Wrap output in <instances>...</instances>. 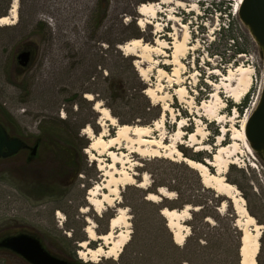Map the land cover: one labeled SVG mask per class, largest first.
I'll list each match as a JSON object with an SVG mask.
<instances>
[{"label": "rangeland", "instance_id": "rangeland-1", "mask_svg": "<svg viewBox=\"0 0 264 264\" xmlns=\"http://www.w3.org/2000/svg\"><path fill=\"white\" fill-rule=\"evenodd\" d=\"M172 1L160 7L162 12L150 20V25L141 28L143 18L138 8L159 5V0H17L16 24L0 27V123L12 137L32 147L39 144L40 149L37 156L24 154L0 162V242L9 234L25 232L38 239L49 253L73 264H120L121 255L116 260L114 256L101 258L97 263L81 259L80 237L88 240L87 221L91 219L96 232L103 235L110 231L109 217L124 209L114 236L131 231V239L136 220L140 232L149 229L154 221L153 207L142 204V198L157 204L148 196L154 181L162 178L180 190L182 200L210 205L214 194L227 204L221 212L223 204L217 207L219 221H204L201 215L192 218L190 211V219L182 223L189 235L190 223L206 235L214 228L224 234L232 228L240 231L238 220L243 226L248 223L246 217L237 215L230 199L212 194L196 170L172 161L165 149L145 157L131 154L132 163L127 168L134 185L122 187L115 206L97 215L86 200L87 193L104 178L99 171L101 164L86 153L91 140L85 135L88 127L96 134L101 131L100 114L94 110L96 102H101L121 125L153 127L162 121L161 127L153 129L152 137L172 144L180 133L182 144L178 148L183 156L202 159L204 165L207 155L220 145L226 146V155H234L237 162L226 176L238 191L237 207L245 202L246 208L258 216L259 220L249 213L256 223L264 226V161L258 155L257 161L252 159L239 136L258 105L264 80L260 49L238 18V11L235 13L244 0ZM13 2L0 0V11L5 7L9 11ZM170 11L177 22L169 20ZM230 23H234V35L249 40V53L226 64L233 48L228 47L222 58L211 54L225 53L227 33L223 30ZM134 39L151 46L147 57L119 49ZM239 48L246 49L243 38ZM27 50L32 51L31 60L22 67L18 56ZM137 75L144 82V96L137 91L141 87ZM108 76L110 81L106 80ZM120 86L125 87V93L116 98L112 89ZM87 94L93 95L95 102L88 101ZM148 103L161 109L155 120L156 113L148 111ZM115 131L109 127L110 135ZM195 132L200 151L189 147L190 134ZM58 148L72 152L74 165H62L65 157L59 156ZM98 158L109 163L105 156ZM10 165H32L37 175H29L27 170L22 177L14 176ZM209 168L214 174V168ZM159 189L155 195L161 200ZM165 189L169 199L177 198L176 192ZM100 244L89 246L94 249ZM258 256L257 264H264V239ZM221 257L225 259V252L202 261L216 264ZM0 264L29 263L0 248Z\"/></svg>", "mask_w": 264, "mask_h": 264}, {"label": "bare ground", "instance_id": "bare-ground-1", "mask_svg": "<svg viewBox=\"0 0 264 264\" xmlns=\"http://www.w3.org/2000/svg\"><path fill=\"white\" fill-rule=\"evenodd\" d=\"M159 2V5L156 3H150L143 4L138 8L137 12L143 18L139 23L141 28H144L147 24L150 25V20L155 19L157 15L162 12L160 9L162 5H168L173 1L159 0ZM176 3L177 5L182 6L180 1H177ZM240 4L241 2H239L237 11ZM17 19L18 2L17 0H14L8 16L0 17V27L15 25ZM169 20L175 22L178 21L177 16H175L173 11L169 12ZM176 47H179L178 43ZM119 48L121 51L130 53L133 56L145 58L147 57L148 50L151 49V46L142 44L141 39H134L122 46H119ZM137 70L140 72V68L138 66ZM160 73L164 72L160 70ZM224 79L226 82L229 81V78ZM146 94L151 97L149 91H147ZM85 98L90 102H95V98L91 94H87ZM94 110L100 114L98 125L101 127V131L96 134L92 127H88L85 130V135H87L91 140V144L86 150V153H90L92 160L101 164L99 166V171L104 179L101 183L97 184L88 191L86 200L97 215L101 216L107 208L115 206L122 187L126 185H134V177L131 173H129V169L127 168V165L132 163L129 158L131 154H137L141 157H145L150 153L156 154L160 150L165 149L166 152H169V158H171L172 161L183 162L192 169L196 170L200 174L202 183L206 188L213 190L217 196H224L230 199L235 205L237 215L239 217L244 216L247 218L248 223L246 225L243 226V224L240 223V220H238L236 224L243 236L242 264H257L256 257L260 250L259 239L264 226H260L256 223L255 219L246 209L243 199L240 200L244 202H242V207L240 209L237 207L236 198L238 191L235 190L234 186L229 184L226 180L230 166L237 165V162L233 159L235 157L234 155H226L228 152L226 146L220 145L217 151L212 153V158L206 159V161L210 163L211 167L214 168V174H212L202 163L183 156L182 152L178 148V146L182 144V135L180 133H177V136L173 139L172 144H166L162 140H157L152 137L153 129H157L159 126L161 127L162 121L155 123L156 127L125 124L121 125L118 124L117 119L102 105L101 102L95 103ZM246 121L243 124V129L239 131V136L245 144V149L248 152V155L257 161V156L250 148L245 134ZM109 127L116 129L115 134L110 135ZM189 143L190 148H197L196 151L202 150L201 147L198 148V145L200 144L198 142L197 132L190 134ZM239 155L240 154H238V156ZM102 156L107 157L109 163H107L105 159L98 158ZM143 185H141V187H143ZM159 194L161 196L164 195L165 197H168L166 189L164 188L159 189ZM148 200L154 203L160 202V199L154 194H149ZM226 207L227 204L223 203L220 212ZM192 210L197 211L199 208H192L188 205L181 211H171L168 209L163 211L168 227L173 233L174 241L178 245H183L189 235V233L185 231L182 223L185 219H190L189 215L191 214L189 213ZM124 211V209L118 210L117 215L109 222L110 231L103 235H99L96 232L94 222L91 221V219H88V226L85 229L88 240L80 243L81 248H83L79 251L81 259L85 261L88 259L89 261L97 263L101 258L107 259L114 256V259L116 260L121 255L123 248L128 244L131 237V231H128L123 235L114 236V230L119 228L120 215ZM83 212L87 213L88 209L84 208ZM59 214L60 213H58V215ZM116 238L120 239L116 240ZM93 242H101V244L92 249L89 244Z\"/></svg>", "mask_w": 264, "mask_h": 264}, {"label": "trees", "instance_id": "trees-1", "mask_svg": "<svg viewBox=\"0 0 264 264\" xmlns=\"http://www.w3.org/2000/svg\"><path fill=\"white\" fill-rule=\"evenodd\" d=\"M8 7H5L4 11H0V16H7ZM233 26L234 23H230L227 30H223V32L227 33L225 36L226 40V51L225 53H212L211 55L222 56L225 57L227 51H229L228 47L233 49V55L230 60L225 63H231L237 59L238 55L249 53V40L241 35L240 39L236 35L233 34ZM244 39L246 49H240V40ZM132 65V64H131ZM137 81L139 82L140 89H137L141 95L145 94L146 88L142 79L137 75ZM107 81H110L111 78L108 76L106 78ZM114 92V96L116 98L122 96L125 93V87L120 86L119 88L112 89ZM144 96V95H143ZM148 100V98H146ZM150 102V101H148ZM148 111L155 112L156 115L152 120L157 119L160 116L161 109L157 107L151 106V103H148ZM245 104V103H244ZM66 123V121H61ZM59 156L65 157L62 160V165H74L72 159V152L58 148ZM52 154V152H51ZM18 157V156H17ZM209 159L212 158L211 155H207ZM189 158L203 162L202 159H195V157L190 156ZM3 160H0L2 162ZM25 161V159H24ZM27 161V160H26ZM28 162V161H27ZM43 162V161H42ZM44 163V162H43ZM204 163V162H203ZM65 174V173H64ZM40 179V177H37ZM175 181V180H173ZM45 183V182H44ZM240 189V185L235 182ZM152 189L150 193L157 194L159 188H168V190L177 193V198L175 200L169 199L168 197H163L162 201L157 204H151L147 202L144 198H142V204L151 205L153 207L154 212V221L150 224V228H143L140 232V228L137 220L135 221L134 233L129 243L124 247V250L121 254L120 264H211L206 261H202L205 257H211L214 254L218 255L219 251L225 252V259L221 257L218 263L216 264H241V248H242V232L232 228L229 230V233L224 234L221 233L217 228H214L210 235H206V233L201 231H196L193 225L190 223L191 234L186 238L184 244L181 246L177 245L173 238V233L168 227V223L166 218L163 216L162 211L165 209L168 210H177L181 211L186 206H193L194 208H199V211H192V218L196 215H201L204 221H209L208 219L212 218L215 221L220 220V214L217 212V207L224 203L223 199L219 197H215L213 194L214 191L211 189L213 197L209 200L210 205L206 203H196L192 200H182V195L179 189L173 187L170 183H168V179L162 178L158 181H154ZM205 191V189L202 187ZM247 198V197H246ZM213 207V208H212ZM211 208V209H210ZM210 209V210H209ZM248 211L254 218L258 219V216L254 214L251 208H248ZM135 218L138 217L137 213H134ZM113 217H109V220ZM208 223H205L207 225ZM107 232H105L106 234ZM264 239V234L261 238V241ZM80 241H85L84 237H80ZM225 244V245H224ZM259 260V256L257 258ZM76 264H82L76 262Z\"/></svg>", "mask_w": 264, "mask_h": 264}, {"label": "water", "instance_id": "water-1", "mask_svg": "<svg viewBox=\"0 0 264 264\" xmlns=\"http://www.w3.org/2000/svg\"><path fill=\"white\" fill-rule=\"evenodd\" d=\"M238 17L241 23L248 29L254 42L258 45L260 55L264 61V0H244L239 9ZM29 59V52L23 53L18 57L22 67L28 65ZM245 134L250 148L264 161V80L258 105L248 120ZM28 148L30 147L22 139L12 137L5 126L0 123V160L10 159ZM34 150L36 151L37 147ZM206 164L209 170L211 165L207 161ZM261 238L259 239V244H261ZM0 248L20 256L29 264H73L52 255L38 239L28 234L5 238L0 242Z\"/></svg>", "mask_w": 264, "mask_h": 264}, {"label": "flooded vegetation", "instance_id": "flooded-vegetation-1", "mask_svg": "<svg viewBox=\"0 0 264 264\" xmlns=\"http://www.w3.org/2000/svg\"><path fill=\"white\" fill-rule=\"evenodd\" d=\"M30 53V59H29V62L28 64L30 63V60H31V56H32V51L31 50H27V51H23V53ZM22 53V54H23ZM20 56V55H19ZM18 56V57H19ZM18 63L20 65V60H18ZM21 66V65H20ZM10 134V133H9ZM11 135V134H10ZM12 136V135H11ZM25 142V141H24ZM26 143V142H25ZM30 148L28 149H24L22 150L18 155L10 158V159H7V160H11L17 156H20V155H24L27 156L29 155V157L31 156H37L38 153H39V149H40V145L39 144H36L34 147L30 146L28 143H26ZM37 147V150L35 151L34 148ZM36 154V155H35ZM35 158V157H33ZM28 161V159H26ZM30 160V159H29ZM9 166V165H8ZM11 166V169H9L10 173L14 176H17V177H22L23 176V173L25 175V172L28 170V174L29 175H32L34 176V174L37 175V168L36 167H33L32 165H10ZM20 234H26L25 232L24 233H18V234H14V235H7V237L5 238H8V237H12V236H16V235H20Z\"/></svg>", "mask_w": 264, "mask_h": 264}]
</instances>
